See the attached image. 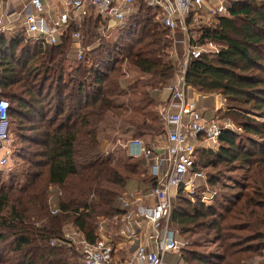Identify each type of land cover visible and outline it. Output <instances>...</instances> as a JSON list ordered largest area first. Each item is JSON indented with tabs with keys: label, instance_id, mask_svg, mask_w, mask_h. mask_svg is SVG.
<instances>
[{
	"label": "trees",
	"instance_id": "obj_1",
	"mask_svg": "<svg viewBox=\"0 0 264 264\" xmlns=\"http://www.w3.org/2000/svg\"><path fill=\"white\" fill-rule=\"evenodd\" d=\"M247 1H230L226 14L198 29L193 42H212L219 52L191 59L185 74L186 84L198 92L220 94L228 103L221 118L241 130L222 129L216 147L201 148L200 162L195 156V169L211 166L206 179L212 186L226 178L218 166L244 174L229 177L230 190L239 191H224L213 204L182 196L173 201L175 233L202 234V242L182 247L173 264H247L264 249V121L254 117H264V0ZM137 5L115 40L101 35L106 20L100 15L85 19L80 31L82 46L91 47L89 63L76 62L67 83L73 26L54 45L25 42L18 32L0 33V88L10 104V129L21 142L30 141L29 150L36 148L14 182L0 188V264H79V258L83 264L81 244L65 236L67 228L94 243L102 223L117 228L133 209L122 201L128 184H143V192L156 184L147 161L128 156L125 145L143 134L165 136L164 124L148 108L174 80L179 60H167L173 37L156 19L158 13L141 0ZM125 65L145 79L123 86ZM127 95L128 106L118 110ZM108 113L135 131L121 142L122 155L116 154L120 149L102 150L99 131ZM11 154L12 147L9 159ZM211 243L216 250L199 249Z\"/></svg>",
	"mask_w": 264,
	"mask_h": 264
},
{
	"label": "built area",
	"instance_id": "obj_2",
	"mask_svg": "<svg viewBox=\"0 0 264 264\" xmlns=\"http://www.w3.org/2000/svg\"><path fill=\"white\" fill-rule=\"evenodd\" d=\"M52 1L27 0L17 12L10 0L8 4L0 0V33L18 32L25 42L54 45L67 28L73 26L70 55L75 62L87 64L91 47L82 46L80 31L85 8H92L103 20L113 21L112 25L100 28L105 39L110 38L111 31L125 26L134 14V0H57L60 4L57 9L51 5ZM143 1L150 7L161 9L157 20L170 30H179L182 34L179 42L184 44L175 78L165 87L169 99L158 109V117L166 127L167 145L163 152L159 153L141 138L129 139L125 145L128 156L151 161L150 173L156 178V184L147 192L137 190L133 200L122 198L125 207L143 198L151 201L149 206L138 208L141 218L151 227L145 236L148 244L136 246L133 260L118 263L112 262L115 249L111 240L103 236L94 243L78 239L83 264H173L169 257L178 255L180 250V242L170 227L173 201L180 196L181 190L193 189L196 179L205 180V174L195 169V153L204 147H216L222 129L228 127L222 126L216 117L206 118L198 108L197 100L189 98L188 90L192 87L186 84L185 74L191 59L219 52L212 42L194 43L191 26L198 25L204 14L208 17L226 14L232 0ZM54 12L56 14H52ZM174 58L175 54L171 53L167 60L173 61ZM9 108V101L1 96L0 88V168L6 166L11 153ZM133 213L134 210L130 209L125 218L129 219ZM70 235L79 237L75 231L65 233L68 239H71ZM58 242L52 240L51 244Z\"/></svg>",
	"mask_w": 264,
	"mask_h": 264
},
{
	"label": "rangeland",
	"instance_id": "obj_3",
	"mask_svg": "<svg viewBox=\"0 0 264 264\" xmlns=\"http://www.w3.org/2000/svg\"><path fill=\"white\" fill-rule=\"evenodd\" d=\"M255 3L260 2L261 0H254ZM239 3H249L247 0H239ZM216 22V16H211V17H207V15H203L201 18V22L196 25H192L191 26V31H192V35L196 38L198 36L199 30L201 27L203 26H207V25H212ZM117 28L115 29V31H113V34L111 36V40H115L118 37V33H116ZM170 36L173 37V39H179L181 37V32H179V30H170ZM182 38V37H181ZM110 40V38H109ZM217 47H220L217 45ZM183 49V48H182ZM182 49L178 48V52L182 53ZM172 48L170 54L172 53ZM72 55H70L67 59V62L65 61V69H66V74H65V82L67 83L70 79V71L72 69H74V67L76 66L75 61L72 59ZM174 59H178L177 57H175ZM180 59V58H179ZM178 59V60H179ZM123 76H122V85L126 86L128 84H131L134 80L136 79H145V76H142L137 70H135L133 67L129 66V65H125L123 67ZM162 90V89H161ZM217 94V93H214ZM218 96H220V94H217ZM128 96H126V98L124 100H122L123 98L120 99L119 101V106H118V110H124L125 106H128ZM188 96L189 98L191 97V91H188ZM221 97V113H216L215 117L218 119L219 123L222 126H228L231 127L233 129H235L238 133H241V130L234 125V123L230 120V119H223L221 118V116L223 115L222 113L227 110V105L228 103L225 101V99H223L222 96ZM156 98L158 99L159 97L156 96ZM155 99V100H157ZM215 101H216V96H214L213 94L211 95H207L205 98L203 97H199V105L205 109L208 110L207 114L208 116H212V113L214 111V107H215ZM159 106V105H158ZM157 104L154 105V107L152 108H148L151 109V111H154L155 115H158V107ZM214 114V113H213ZM254 117L259 120V121H264V117H259L257 115H254ZM23 135H25V137H27V139H31L29 137L28 132L24 131L22 132ZM10 135H11V147H12V154L11 157L9 159V163L5 166V167H1L0 168V188L1 187H7L8 185H10L11 183L14 182V177H16V175L19 174V172L24 169L23 167H26L27 165V160L28 159H32V152L33 149L35 150L36 148H33L32 146L30 147V150L28 148V146L31 144L30 141H24L21 142L20 139H18L17 137V133L14 130L13 127H11L10 129ZM132 135H135V131L130 128L129 125L125 124L123 122V119L119 116H116L112 113H108L105 120L102 122L101 124V128L99 131V137L100 139L103 140L104 142V149L108 150L110 149H120L119 151H117V155H122V151L121 148H123L121 146V142L122 141H127V139H129ZM141 139L143 140H149L150 145L152 143H156L157 141V145L155 146H163L162 148H165V145H167L166 143V137L162 136V137H154V139L149 138V136H147L146 134H143L141 136H139ZM111 141H115L114 144H110ZM124 146V145H123ZM27 147V148H26ZM121 147V148H119ZM23 149V150H22ZM24 150L28 151V154L25 155ZM199 153H200V149H198L195 153V156L198 158L199 160ZM22 154V157H25L24 159H22L20 157V155ZM198 162V164H199ZM201 165V171L205 174V180H199L196 179L195 181V186L193 189L191 190H184V192L181 190L180 191V196L185 197L187 199L190 200L191 203H194L195 201H200L201 203L204 204H213L214 201L221 199L222 200V196H225V194H223L224 191H231L232 193H235L239 190L237 189H233L230 190L234 187V183L233 181L229 180V177H235V178H239L241 177L244 172L242 171H238V172H225L223 171V168H219V166L215 169H221L222 174L226 177L223 178V180H221V182H219L218 184L215 185H210L207 182L206 177L208 176V173L211 171H214L212 169L211 166H206V165ZM222 183V184H221ZM227 189V190H226ZM233 195V194H232ZM230 199L233 198V196L229 197ZM109 222V221H108ZM102 227L98 230V234L102 235L103 237L111 240L114 239L116 244L115 245V253L113 255V260L112 262H118V263H124L126 261H129L131 252L134 251V249L136 248V244H132L128 242V230H126L125 228H120L121 223H118L117 228H115V226L113 225H109L107 226L106 223L105 224H101ZM171 229L175 232L174 227H172V225L170 224ZM68 231H66V234L71 233V229L70 227L67 228ZM120 230V231H119ZM176 235V239L180 242V249L182 247H187V248H191V241L193 240H199L200 236H202V234H191L190 235H180L175 233ZM71 239L74 241L75 244H78V237L76 235H70ZM110 237V238H109ZM200 241L202 242V239H200ZM264 243V241H263ZM76 248L79 247L78 245H75ZM201 249V251H214L216 250V246L214 243H211L203 248H199ZM80 248L78 251V254L80 255ZM81 257V256H79ZM78 263L80 264V258L78 259ZM264 261V249L262 250V255L261 256H255V258L248 260L247 264H259L260 262ZM182 264V263H181Z\"/></svg>",
	"mask_w": 264,
	"mask_h": 264
},
{
	"label": "crops",
	"instance_id": "obj_4",
	"mask_svg": "<svg viewBox=\"0 0 264 264\" xmlns=\"http://www.w3.org/2000/svg\"><path fill=\"white\" fill-rule=\"evenodd\" d=\"M9 0H3L4 3H7ZM27 1V0H10V4H12V8H14V10H16L18 12V10H20V8L22 7L23 3ZM137 1H140V0H134L133 1V9H134V13H136V10H137ZM143 3L144 1L141 0ZM163 1H168V0H163ZM145 4V3H144ZM51 5L54 6L55 9L59 8L60 7V4L57 2V0H53L51 2ZM146 6H148L147 4H145ZM4 6H6L4 4ZM150 7V6H148ZM152 8V12L155 13V15L159 12V9L158 8H154V7H150ZM54 11V10H52ZM156 11V12H155ZM161 11V9H160ZM84 15H83V22L85 21L86 18H88L89 16H96L98 15L92 8L90 7H86L85 10H84ZM52 14H56L55 12L52 13ZM158 15V14H157ZM205 15V14H204ZM15 16V14L13 15ZM208 17V16H207ZM157 19V17H156ZM189 22L193 23V20L189 19ZM112 25L113 24V21H107L106 20V25ZM105 25V26H106ZM114 31V30H113ZM113 31H111L110 33V39H111V36L113 34ZM117 33V31H116ZM181 37H182V34H181ZM181 37L179 39H173V45H172V53L175 54V57H177L178 59L181 58V55L182 53H179L178 52V48L182 49L183 48V43L182 42H179V40H181ZM183 50V49H182ZM182 52V51H181ZM73 59V57H72ZM75 61V59H73ZM76 63V62H75ZM188 91H191V97L196 99L197 100V106L198 108L202 111L203 115L206 117V118H213L215 117V114L218 112L219 109H221V105H222V99L220 96H218L217 94H214L212 93L214 96H216V101H215V107H214V111L212 113V116H208L207 114V111L208 110H205L203 109L200 105H199V97H203L205 98L207 95H211V94H202L200 92H198L196 89H194L193 87L190 88ZM157 97H159L157 100H156V103H157V106L159 105L160 107L164 106L166 104V102L168 101L169 99V94H168V91L166 90V88L164 87L162 90L159 91V93L157 94ZM158 106V107H159ZM159 109V108H158ZM164 128H165V131H166V127L164 125ZM149 146L151 147H154L156 149V151L158 150L159 153H162L164 148V145L161 147L160 145L159 146H155L157 145V141L156 143H152L150 145V143H147ZM166 146V145H165ZM103 147H104V144H103ZM102 147V150H104L105 152V149ZM147 164L150 166L151 164V161H147ZM147 164H145L147 166ZM144 188V185L141 184V185H137L136 183L132 182L130 184H128L127 188L125 189L124 193L122 194V198L123 199H132L134 198V196L136 195V191H140L143 193L144 190H142ZM145 193V192H144ZM151 204V201L147 198H143L141 201L139 202H133L132 203V208L134 210V213L132 214V216L129 218V219H126L125 217H121L118 221V223H121L120 225V228H125L126 230H128L127 232L128 233V242L132 244H136V246L138 244L140 245H146L148 244V241L147 239L145 238V236L148 234V232L151 230V227L149 226V223H147L145 220H143L140 216V212L138 211L139 207L140 206H149ZM120 231V230H119ZM133 233V235L131 236V234ZM99 236H102V235H99ZM131 236V237H129ZM110 238V237H109ZM111 241L113 243L116 244L115 240L114 239H111ZM115 247V245H114ZM135 250V249H134ZM133 254H134V251L131 252V255H130V258H129V261L130 260H133ZM177 256L178 255H172L169 257V259H176L177 260ZM127 262V261H126Z\"/></svg>",
	"mask_w": 264,
	"mask_h": 264
}]
</instances>
